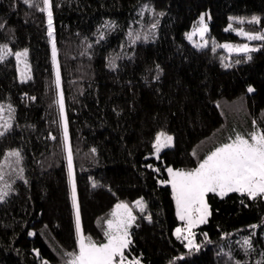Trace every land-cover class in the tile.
I'll return each mask as SVG.
<instances>
[{"label":"trees","instance_id":"16d2710c","mask_svg":"<svg viewBox=\"0 0 264 264\" xmlns=\"http://www.w3.org/2000/svg\"><path fill=\"white\" fill-rule=\"evenodd\" d=\"M51 3L82 234L103 242L105 220L124 201L136 216L126 254L142 264H231L229 251L235 260L264 264L263 199L207 194L209 218L194 230L201 247L190 251L172 235L180 222L170 186L158 183L167 179V167L192 168L235 133L247 137L254 120L264 129V40L250 59L232 55L226 67L222 51L185 39L203 12L215 43L238 40L226 30L230 17L258 16L264 30V0ZM143 5L153 11L140 15ZM0 24L6 26L0 44L13 53L28 49L30 75L18 79L13 55L0 61V104L15 110L12 129L0 136V159L17 148L24 169V179L10 177L14 191L0 202V264H65L64 254L75 250V213L46 16L24 0H0ZM129 31L141 38L132 43ZM159 131L172 136L173 146L154 158ZM137 199L144 213L132 204ZM244 236L253 242L247 256L240 248Z\"/></svg>","mask_w":264,"mask_h":264},{"label":"snow or ice","instance_id":"6c2138e0","mask_svg":"<svg viewBox=\"0 0 264 264\" xmlns=\"http://www.w3.org/2000/svg\"><path fill=\"white\" fill-rule=\"evenodd\" d=\"M29 7H38L46 16L47 34L50 42H52V62L54 69L56 68V47L52 41L53 35V12L51 0H42V7L34 0H24ZM153 11L147 5H143L138 11L143 15L144 11ZM158 13L157 15H162ZM230 20L236 19L243 23L242 17H230ZM250 23H259L260 18L253 15L249 18ZM4 24H0V29L5 28ZM104 27H112L111 22H105ZM232 25L229 24V28ZM150 28L154 30L156 24L152 23ZM208 31L207 24L204 22L203 14L200 17V23L195 28V33L203 37ZM238 34L248 40H264V30L245 31L242 28L237 29ZM104 33H100L103 38ZM129 40L135 43L141 38L139 31L135 33L129 31L127 33ZM192 33L187 34V38L191 39ZM143 39H149V33L145 32ZM222 47L230 52L244 53L247 58L250 51H254L248 44H224ZM14 55L16 60V70L21 80L28 76L27 55L28 49L16 51L13 53L9 49L7 43L0 44V61H4L7 56ZM239 62V61H237ZM23 65V71L21 70ZM109 66L116 67L115 58L109 60ZM227 67V65H225ZM159 70V66H157ZM57 93L59 96V114L60 122L63 127L64 149L67 153L68 167V183L71 188L72 207L75 213V250L64 254L65 264H142L139 256L129 257L126 250L132 244V236L130 228L133 226L136 216L133 214V207L124 201H118L112 207L109 218L105 220L106 227L103 231V242H96L90 236L82 234L80 211L76 202V186L72 172V153L68 145V130L65 122L64 99L63 94L59 91L60 77L58 70L56 71L55 80ZM251 92L253 89L248 88ZM14 108L11 104L5 106L0 104V136L6 135L13 126ZM7 113V115L5 114ZM264 117V113H262ZM257 122L253 121V129L247 135L235 133L234 137L230 136L227 142L221 143L209 151L203 159L189 169L167 167L168 177L166 180H160V184H168L171 186L172 200L175 202L176 217L182 223L181 227H176L172 235L183 243L184 248L188 250L199 249L201 243L197 242L196 232L194 229L201 224L207 222L209 216V205L206 202V194L215 193L221 197L228 193H239L246 196L249 200L257 198L264 199V129L256 126ZM172 137L163 133H158L153 142V154L160 151L162 147L169 145ZM95 151V149H93ZM21 151L17 148H11L4 152L3 158L0 159V202L4 201L10 192L14 191V179H24V169L21 167L22 162ZM151 167V166H149ZM140 213L146 210L143 199L132 202ZM151 220L150 216L144 217ZM251 229H256L257 225H249ZM29 236L32 232L28 233ZM203 242H211L207 233H203ZM227 235V234H222ZM241 250L245 256L253 248V242L250 236H244L240 244ZM229 257L231 264H247V261L235 260L229 251L225 254ZM264 255V254H262ZM227 264V262H226ZM260 264V262H257Z\"/></svg>","mask_w":264,"mask_h":264},{"label":"rangeland","instance_id":"374dc122","mask_svg":"<svg viewBox=\"0 0 264 264\" xmlns=\"http://www.w3.org/2000/svg\"><path fill=\"white\" fill-rule=\"evenodd\" d=\"M203 14V17H204V22L207 24V27H208V22H209V14H207V13H205V12H203V13H201L200 14V16L198 17V19L196 20V22L194 23V25L191 27V29L185 34V39H186V41L187 42H189L192 46H194V47H197V48H204V47H207V46H211L213 49H218V50H220V51H222L223 53V55H225L224 56V59L222 60V63L225 65V61H228L229 59H230V56H232V55H242V54H244V53H237V52H230L228 49H226V48H224V47H222V45H224V44H231V45H238V44H248V45H250V47L251 48H254L255 50H257V48H258V46H259V43L258 42H260L261 40H248L247 38H245V37H243V36H241V35H239L238 34V31H237V29H243V30H245V31H259V30H261L259 27H258V23H250L249 22V18H244V21H243V23H241L239 20H236V19H233V20H231V22H230V24L232 25V27L231 28H229V25L226 27V30L227 31H230L233 35H235L237 38H238V40H235V41H224V42H220V43H215L212 39H210L209 37H208V31L204 34V36L203 37H201V36H199V34H197V33H195V28H197L198 26H199V23H200V17H201V15ZM233 18H236V17H233ZM243 18V17H242ZM209 30V29H208ZM189 33H192V36H191V39H189V38H187V34H189ZM254 50V51H255ZM51 52H52V43H51ZM251 52H253V51H250L248 54H250ZM13 57H14V59H15V56L13 55ZM15 62H16V60H15ZM21 70L23 71V65H21ZM58 70V68H57V66H56V68L54 69V75H55V79H56V71ZM28 73H29V71H28ZM17 75H18V73H17ZM30 78V75L28 74V76L26 77V78H24L23 80H21L20 79V77H19V75H18V79L20 80V81H25V80H28ZM158 133H163V134H166V135H168V136H171V135H169V134H167V133H165V132H157L156 133V135L158 134ZM156 135H155V138H154V141H155V139H156ZM172 137V136H171ZM153 141V142H154ZM153 145V144H152ZM173 146V138H172V142L169 144V145H167V146H165V147H162L161 149H160V151L158 152V153H156V154H153L152 153V157H154V158H157L158 157V155H159V153L162 151V150H164V149H166V148H170V147H172ZM153 152H154V149H153ZM166 173H167V169H166ZM167 176H168V173H167ZM167 185V184H166ZM170 186V185H169ZM170 189H171V186H170ZM209 194V193H208ZM212 194H215V193H212ZM229 194V193H228ZM239 194V193H238ZM207 195V194H206ZM215 195H217V194H215ZM227 195V194H226ZM225 195V196H226ZM218 197H220V198H222L221 196H219V195H217ZM224 197V196H223ZM205 199H206V197H205ZM138 200V199H137ZM264 200V199H263ZM206 202H207V199H206ZM174 205H175V202H174ZM175 212H176V209H175ZM133 214H134V212H133ZM209 215H210V211H209ZM208 218H209V216H208ZM179 222H180V225L179 226H177V227H181L182 226V223L183 222H181L180 220H178ZM205 224V223H204ZM201 225H203V224H201ZM201 225H198L197 227H199V226H201ZM196 227V228H197ZM195 228V229H196ZM131 229V228H130ZM194 229V230H195Z\"/></svg>","mask_w":264,"mask_h":264}]
</instances>
